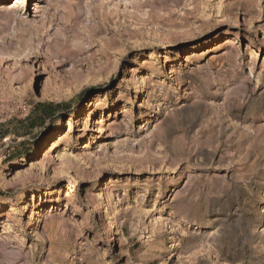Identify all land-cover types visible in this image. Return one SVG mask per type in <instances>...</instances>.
<instances>
[{
  "label": "rangeland",
  "instance_id": "obj_1",
  "mask_svg": "<svg viewBox=\"0 0 264 264\" xmlns=\"http://www.w3.org/2000/svg\"><path fill=\"white\" fill-rule=\"evenodd\" d=\"M0 251L264 264V0H0Z\"/></svg>",
  "mask_w": 264,
  "mask_h": 264
},
{
  "label": "trees",
  "instance_id": "obj_2",
  "mask_svg": "<svg viewBox=\"0 0 264 264\" xmlns=\"http://www.w3.org/2000/svg\"><path fill=\"white\" fill-rule=\"evenodd\" d=\"M63 107H65L64 104L37 103L32 110V114L36 115L34 119L35 122H33L30 127H34L33 125L37 122L43 123L45 119H52Z\"/></svg>",
  "mask_w": 264,
  "mask_h": 264
},
{
  "label": "bare ground",
  "instance_id": "obj_3",
  "mask_svg": "<svg viewBox=\"0 0 264 264\" xmlns=\"http://www.w3.org/2000/svg\"><path fill=\"white\" fill-rule=\"evenodd\" d=\"M9 14V13H8ZM20 51V50H18ZM19 53V52H18ZM21 53V51H20ZM15 54V53H14ZM114 241V233H111L110 237L105 241L106 244H109L110 242ZM3 251V250H2ZM1 252V251H0ZM2 253V252H1Z\"/></svg>",
  "mask_w": 264,
  "mask_h": 264
}]
</instances>
